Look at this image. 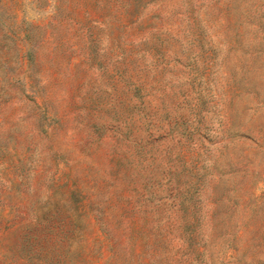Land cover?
<instances>
[{
  "label": "rangeland",
  "instance_id": "1",
  "mask_svg": "<svg viewBox=\"0 0 264 264\" xmlns=\"http://www.w3.org/2000/svg\"><path fill=\"white\" fill-rule=\"evenodd\" d=\"M0 264H264V0H0Z\"/></svg>",
  "mask_w": 264,
  "mask_h": 264
}]
</instances>
